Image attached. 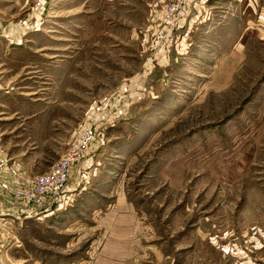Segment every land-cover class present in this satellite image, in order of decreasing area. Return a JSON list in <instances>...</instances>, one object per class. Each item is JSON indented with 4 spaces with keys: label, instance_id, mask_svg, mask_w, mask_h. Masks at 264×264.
<instances>
[{
    "label": "rangeland",
    "instance_id": "rangeland-1",
    "mask_svg": "<svg viewBox=\"0 0 264 264\" xmlns=\"http://www.w3.org/2000/svg\"><path fill=\"white\" fill-rule=\"evenodd\" d=\"M176 1L6 9L24 36L0 37V142L33 180L94 131L69 178L74 201H129L160 248L150 264H264V0ZM22 201L1 206L20 226L0 227L24 264L84 254L80 232L46 216L73 200L32 219Z\"/></svg>",
    "mask_w": 264,
    "mask_h": 264
},
{
    "label": "crops",
    "instance_id": "crops-1",
    "mask_svg": "<svg viewBox=\"0 0 264 264\" xmlns=\"http://www.w3.org/2000/svg\"><path fill=\"white\" fill-rule=\"evenodd\" d=\"M16 5L23 6L22 0H0V37H7L2 35L6 28L9 42H15L24 36V25L22 23L11 21L4 24L6 9H16ZM9 158L11 157H9L8 152L6 149L4 150L0 142V178L3 180L2 184L8 187H16L22 181H30L34 174L22 166L15 165L14 162H9ZM69 185L65 197L73 200V205L70 203L72 206L68 205L65 212L56 215H44L51 219L53 225L62 222L61 220L70 222L71 224H68L69 233H72L71 229L75 228L74 231L80 232L78 239L88 244L83 255L70 258L72 256L69 254L61 257V259L59 257L53 264H150L151 259L157 257L160 248L146 242V235L151 234L152 227L149 224L147 225L144 218L140 217L129 201L120 197L101 204L96 199L93 202L89 198L85 199L83 197L81 199V195H77L74 201L75 193L72 192L75 188L71 179ZM9 193L0 195V206L4 204L3 201L8 202L12 198ZM71 196H73V199ZM76 207L77 209L84 207L85 210L82 209L84 213L82 212L81 216L76 214L79 216L76 218L84 220V223L81 222L80 226H76V222H72L75 216L74 208L76 209ZM4 217H1L0 221H3ZM36 218L38 221L41 219ZM11 221L15 224L14 228L22 223L17 222L16 218L11 219ZM7 228L9 227H0V264H24L20 249L18 250L19 255H17L16 249L20 248V245L11 241L12 239L16 240V238L10 237L13 230ZM11 251L14 252L11 253ZM150 252H153L152 256ZM31 264L52 263L48 259L37 258Z\"/></svg>",
    "mask_w": 264,
    "mask_h": 264
},
{
    "label": "built area",
    "instance_id": "built-area-1",
    "mask_svg": "<svg viewBox=\"0 0 264 264\" xmlns=\"http://www.w3.org/2000/svg\"><path fill=\"white\" fill-rule=\"evenodd\" d=\"M194 0H177L175 6L186 4ZM196 1V0H195ZM96 139L94 131L89 129L83 130L76 139L68 146L64 154L53 163L49 169L36 176L33 180L20 182L18 186L12 190V198L15 201H22L28 207L21 208V212H25L23 216L26 218L33 217L38 214L39 210L50 211L52 208L64 207L70 202L65 197L68 191V182L71 172L81 165V162L87 158L91 151V145ZM0 218L4 216H13L12 211H1ZM22 216V217H23Z\"/></svg>",
    "mask_w": 264,
    "mask_h": 264
}]
</instances>
